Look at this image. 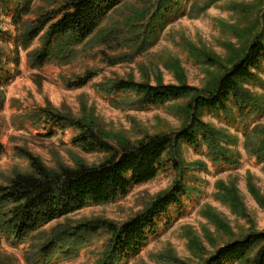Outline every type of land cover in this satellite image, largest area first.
I'll return each instance as SVG.
<instances>
[{"label": "rangeland", "instance_id": "1", "mask_svg": "<svg viewBox=\"0 0 264 264\" xmlns=\"http://www.w3.org/2000/svg\"><path fill=\"white\" fill-rule=\"evenodd\" d=\"M57 1L61 0H32L30 18ZM158 1L126 0L78 47L80 53L75 60L35 67L29 62V52L41 45L40 39L28 49L18 46L16 40L20 27L15 24L13 14L25 1L0 0V27L4 31L0 50L5 68L13 75L7 85L0 87V140L5 146L0 155V185L7 184L20 172L31 171L25 153L38 157L54 170L81 164L94 166L109 157V153L90 152L75 145L72 139L79 131L74 128L45 136L46 130L30 119L39 108L51 106L92 121L119 142L136 143L147 136L176 131L188 120L192 96L160 107L134 109L117 105L114 102L117 98L106 96L96 84L132 79L210 89L245 54L254 39L258 36L264 39V0H178L180 4L167 24L159 25L150 43L146 42L147 48L137 50L145 39V26L151 21ZM146 10L147 15H142ZM132 25L134 33L126 35L134 39L131 43L101 41L106 29ZM105 52L112 56L135 54L111 65ZM89 70L96 74L87 85L80 88L67 85ZM245 87L259 102L262 114L241 115L230 105L227 115L206 112L202 117L227 135L228 141L223 146L237 153L235 166H217L206 154L205 146L195 150L183 143L181 172L160 171L154 179L134 186L117 201L82 208L44 229L49 231L64 222L79 224L94 220L122 224L144 211L181 176L188 188L183 208L172 207L171 214L161 220L158 234L126 264H202L222 245L251 232L264 231V161H258L249 152L245 135L246 130L251 132V146L264 139V63L259 82ZM106 241L107 235L102 233L78 256L56 264H96ZM36 242L15 245L3 236L0 264H28L25 254Z\"/></svg>", "mask_w": 264, "mask_h": 264}, {"label": "trees", "instance_id": "2", "mask_svg": "<svg viewBox=\"0 0 264 264\" xmlns=\"http://www.w3.org/2000/svg\"><path fill=\"white\" fill-rule=\"evenodd\" d=\"M24 1L13 14L15 24L20 27L17 45L28 49L39 38L41 45L29 52V62L32 66L42 67L47 62L62 64L75 60L80 53L78 47L85 44L104 20L126 0H61L34 18H30L32 0ZM179 4L178 0H159L155 3L151 21L149 19L151 23L145 26V39L137 50L148 47L146 42L150 43L159 25L164 27L167 24ZM147 12L143 11L142 15H147ZM134 27L106 29L101 41L106 44L110 41L131 43L134 39L126 35L133 34ZM3 34L0 27V37ZM134 54L112 56L105 52L111 65ZM263 63L264 39L258 36L210 89H199L186 83L152 84L132 79L97 83L100 92L117 98L114 101L117 105L134 109L160 107L193 97L188 104V120L181 129L147 136L136 143L115 141L92 121L51 106L34 111L30 119L46 130L45 136L52 135L56 130L74 128L79 131L72 139L75 145L86 151L110 155L98 165L81 164L75 168L64 166L54 170L38 157L25 153L31 163V171L20 172L7 184L0 185V244L3 236L15 245L36 240L25 254L27 263L56 264L78 256L83 248L104 233L107 235L106 247L96 264H126L137 257L158 234L161 220L171 214L172 207L183 208V197L188 191L183 177L179 176L173 186L144 211L122 224L94 220L79 224L64 222L49 231L44 227L82 208L115 202L126 196L134 186L154 179L160 171L174 169L181 172L183 143L195 150L205 146L206 154L217 166H235L237 153L223 146L228 141L227 135L213 128L202 117L206 112L227 115L230 105L241 115L262 114L259 102L245 85L259 82ZM95 74L89 70L85 75L68 81L67 85L70 88L83 87ZM12 78L13 75L4 66L0 50V87L7 85ZM245 135L249 152L263 162L264 139L251 146V132L246 130ZM4 151L5 146L0 140V155ZM242 261L264 264V231L251 232L242 239L222 245L202 264H238Z\"/></svg>", "mask_w": 264, "mask_h": 264}]
</instances>
